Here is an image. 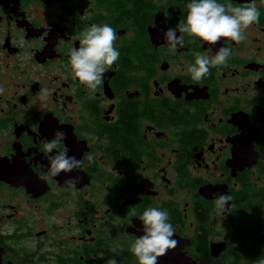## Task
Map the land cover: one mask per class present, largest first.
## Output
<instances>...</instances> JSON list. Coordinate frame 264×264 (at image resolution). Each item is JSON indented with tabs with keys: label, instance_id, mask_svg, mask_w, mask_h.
Returning a JSON list of instances; mask_svg holds the SVG:
<instances>
[{
	"label": "flooded vegetation",
	"instance_id": "af4514ba",
	"mask_svg": "<svg viewBox=\"0 0 264 264\" xmlns=\"http://www.w3.org/2000/svg\"><path fill=\"white\" fill-rule=\"evenodd\" d=\"M189 2L0 0V264H138L130 248L149 206L168 211L196 259L193 237L213 231V194L224 192L232 197L224 215L245 216L251 201L264 238V0H254L259 22L244 41L184 34L172 54L162 30L186 19ZM105 23L120 56L92 90L74 76L70 50L86 27ZM221 46L231 49L228 62L193 81L194 53L211 57ZM57 130L66 138L53 153L81 167L46 182L42 148ZM251 139L254 151L244 146ZM69 177L81 179L69 188ZM210 184L222 193L200 190ZM230 233L216 239L227 242L218 256L208 237L210 256L229 250Z\"/></svg>",
	"mask_w": 264,
	"mask_h": 264
},
{
	"label": "clouds",
	"instance_id": "9594fccd",
	"mask_svg": "<svg viewBox=\"0 0 264 264\" xmlns=\"http://www.w3.org/2000/svg\"><path fill=\"white\" fill-rule=\"evenodd\" d=\"M186 19L174 28L163 31V38L169 45V52L174 54L178 45L184 44V34L201 38L211 45H216L222 38L237 43L246 39L245 31L259 22L260 12L253 0L245 6H233L218 3L217 0H190L186 5ZM179 33L180 35H177ZM117 36L115 30L108 24H93L86 27L80 34L79 48L70 50V64L75 77L87 88L95 90L101 83L104 74L119 59L120 53L114 46ZM195 62L187 66V72L193 81L199 82L210 75L214 67L225 65L231 49L221 46L214 56L194 53ZM5 92L0 86V95ZM41 99L46 98L47 90L40 92ZM66 138V133L57 130L54 138L45 141L42 151L49 161L47 172L38 175V179L50 182L61 172L69 173L81 167V161L75 156H69L66 151H56L60 141ZM80 177H69L65 180L66 187H72ZM214 211L217 215L225 213L228 202L232 197L228 194H213ZM230 208H227L229 211ZM142 225L138 231L142 232L131 244V252L138 260V264H157L158 258L166 255L168 250L175 249L178 241L173 238L175 228L170 222L167 210L149 206L139 217ZM115 254L117 250L112 249ZM107 264H117L113 257ZM254 264H264V258H258Z\"/></svg>",
	"mask_w": 264,
	"mask_h": 264
},
{
	"label": "trees",
	"instance_id": "16d2710c",
	"mask_svg": "<svg viewBox=\"0 0 264 264\" xmlns=\"http://www.w3.org/2000/svg\"><path fill=\"white\" fill-rule=\"evenodd\" d=\"M249 200H251L250 197ZM260 204V207L264 206V202H260ZM244 210L246 212L245 216H241V213L237 212V216L239 214L240 218L234 222L230 233L233 237L231 241L233 245L230 246L224 255L214 258L208 253L207 243L208 237L212 234L211 228L208 227L207 231L198 233L193 237L194 243L201 244L200 249L196 247L194 252V256L200 264H239L237 261L238 256L244 257V264H254L258 258H264V238L261 235H257L258 232L262 231L261 229L256 231L253 228L255 222L252 216L253 207L251 201H249L248 207L244 208ZM237 242L243 244L241 247L243 253H238ZM207 255L209 256L208 258Z\"/></svg>",
	"mask_w": 264,
	"mask_h": 264
},
{
	"label": "water",
	"instance_id": "95a60500",
	"mask_svg": "<svg viewBox=\"0 0 264 264\" xmlns=\"http://www.w3.org/2000/svg\"><path fill=\"white\" fill-rule=\"evenodd\" d=\"M247 145H248V148L250 150L253 149V151H254L253 139H251L249 142H246V144L244 146H247ZM222 188H223L222 185L210 184V185L202 186L200 188V190L203 193L207 194V196H212L210 194L214 193L215 191L219 192L220 189H222ZM219 193H222V191H220ZM224 193H222V194H224ZM229 206H230V202H228L227 208ZM227 208H226V210H227ZM139 234L142 235L143 233L139 232ZM173 238L178 241L177 248L168 250L166 255L159 257L157 264H200L196 259H194L192 256L187 254V251L185 250L186 245L191 242L190 237L182 236V235L175 232ZM226 243L227 242L225 240H212L211 241L212 254L214 256H218L220 254V252L226 247ZM0 261L2 262V252L0 253Z\"/></svg>",
	"mask_w": 264,
	"mask_h": 264
},
{
	"label": "rangeland",
	"instance_id": "374dc122",
	"mask_svg": "<svg viewBox=\"0 0 264 264\" xmlns=\"http://www.w3.org/2000/svg\"><path fill=\"white\" fill-rule=\"evenodd\" d=\"M183 195L181 194L180 197ZM236 209L233 210L230 214L227 215H219L218 217L212 218V234L211 238L212 240H216L225 236H230L229 233L226 235L225 233L228 231L230 232L232 230V227L234 225V222L238 219ZM222 232V234H221Z\"/></svg>",
	"mask_w": 264,
	"mask_h": 264
}]
</instances>
